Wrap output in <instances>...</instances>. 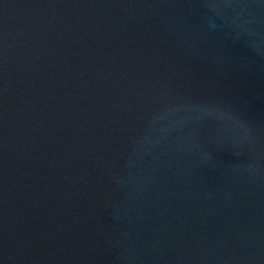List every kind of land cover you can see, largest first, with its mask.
Segmentation results:
<instances>
[{"label":"water","instance_id":"95a60500","mask_svg":"<svg viewBox=\"0 0 264 264\" xmlns=\"http://www.w3.org/2000/svg\"><path fill=\"white\" fill-rule=\"evenodd\" d=\"M0 264H264V0H0Z\"/></svg>","mask_w":264,"mask_h":264}]
</instances>
